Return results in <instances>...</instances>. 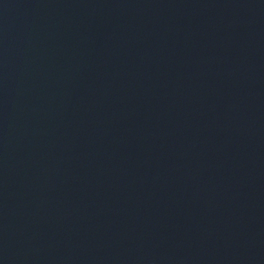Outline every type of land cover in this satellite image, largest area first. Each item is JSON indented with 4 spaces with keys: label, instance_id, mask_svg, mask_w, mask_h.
Segmentation results:
<instances>
[{
    "label": "water",
    "instance_id": "obj_1",
    "mask_svg": "<svg viewBox=\"0 0 264 264\" xmlns=\"http://www.w3.org/2000/svg\"><path fill=\"white\" fill-rule=\"evenodd\" d=\"M0 264H264V0H0Z\"/></svg>",
    "mask_w": 264,
    "mask_h": 264
}]
</instances>
